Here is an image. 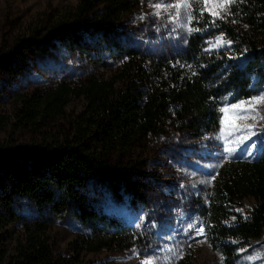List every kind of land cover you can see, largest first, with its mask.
Wrapping results in <instances>:
<instances>
[{
  "label": "trees",
  "instance_id": "1",
  "mask_svg": "<svg viewBox=\"0 0 264 264\" xmlns=\"http://www.w3.org/2000/svg\"><path fill=\"white\" fill-rule=\"evenodd\" d=\"M138 2L78 0L70 18L47 28L38 45L57 43L83 54L92 41L101 55L94 60H125L107 77L89 74L74 85L60 81L22 100L19 115L32 125L49 115L66 116L65 107L73 97L82 98L83 105L69 116L67 127L43 141L0 143V229L19 221L23 215L18 204L25 199L39 211L41 223L46 211L70 215L88 227L82 239L86 250L111 247L127 224L95 205L94 187L114 196L121 192L142 196L131 180L132 167L111 160V154L130 149L165 126L188 129L196 136L213 132L223 105L249 98L264 86V0H237L223 19L194 6L185 46L148 61L121 31L123 16ZM220 37L231 43L209 48ZM3 63L10 66L6 55H0ZM242 197L251 203L240 214L233 206ZM201 214L222 264H234L239 251L261 236L264 140L254 158L218 169ZM40 222L28 232L15 264H70L51 253Z\"/></svg>",
  "mask_w": 264,
  "mask_h": 264
},
{
  "label": "rangeland",
  "instance_id": "2",
  "mask_svg": "<svg viewBox=\"0 0 264 264\" xmlns=\"http://www.w3.org/2000/svg\"><path fill=\"white\" fill-rule=\"evenodd\" d=\"M77 1L0 0V55H6L10 61L9 67L0 64V143L43 141L67 127L69 116L80 112L83 105L82 98L73 97L65 107L66 116L49 115L32 125L19 115L25 97L42 93L60 81L74 85L89 74L107 77L123 66L125 59L121 58L94 60V56L101 55L92 41L87 42L83 54L57 43L38 45L52 22L72 16ZM177 2L139 0L123 16L120 28L124 39L133 43L146 61L185 46L190 32V19L185 10L163 7ZM191 2L190 12L197 5L196 0ZM155 4L162 5L159 15L155 14ZM261 95H264V86L249 98L227 103L221 109ZM258 110L264 115V105ZM223 117L221 112L218 128L210 133L196 136L188 129L165 126L164 131L147 135L130 149L111 154V160L132 167L131 180L138 184L142 194L140 198L123 192L114 196L101 187H94L95 205L119 223L127 224V229L111 247L96 252L86 250L82 239L88 227L70 215L54 216L46 211L45 221L41 223L37 217L39 211L23 199L17 209L23 216L0 229V264L18 262V251L26 244L28 232L34 230L37 222L44 223L42 235L47 238L51 253L70 264H144L145 261L222 264L221 254L207 238L201 211L208 205L218 169L228 162L254 158L264 140V120H248L247 123L256 124L257 134L243 143H233L244 133L228 135L231 129L225 128ZM253 143L255 148H250ZM227 147L235 150L229 154ZM250 203L251 199L242 197L233 207L241 214ZM200 227L204 228L203 235L197 233ZM234 264H264V230L259 238L239 251Z\"/></svg>",
  "mask_w": 264,
  "mask_h": 264
},
{
  "label": "snow or ice",
  "instance_id": "3",
  "mask_svg": "<svg viewBox=\"0 0 264 264\" xmlns=\"http://www.w3.org/2000/svg\"><path fill=\"white\" fill-rule=\"evenodd\" d=\"M237 0H196V4L198 8L203 13L204 11L210 12L213 17L223 19L224 17L220 15L221 11L224 13H228L231 5L235 4ZM153 7L157 10L156 15H159V10L161 9V4H155ZM163 7L168 8L172 7L177 10L184 9L185 14L189 19H192L190 9L192 8L191 0H178L176 4L173 5H164ZM179 11H177V15H179ZM215 20H213V23ZM198 30V29H193ZM191 31V30H190ZM223 43L230 44V41H225L223 37H220L216 44L213 47L220 46ZM264 105V95L258 97H252L247 101H242L239 104L232 105L230 107H225L220 109L222 113H224L223 123L226 129H231L227 134L232 135L233 132H243L244 135L237 136L233 143L239 144L243 143L244 140L251 139L252 136L257 134L256 132V124L255 123H247L248 120H252L254 122L259 120H264V115H261L259 112V106ZM229 113H231V122H229ZM238 121H245V123L240 124ZM250 148H255V144L249 146ZM235 149L233 147H227L226 151L231 154ZM251 155V152H249ZM214 179V177H213ZM197 233L200 235L204 234V228L200 227L197 229ZM249 259H254V257H249ZM144 264H153L152 261H145Z\"/></svg>",
  "mask_w": 264,
  "mask_h": 264
}]
</instances>
